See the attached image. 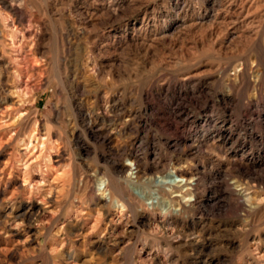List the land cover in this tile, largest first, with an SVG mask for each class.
<instances>
[{
    "label": "rangeland",
    "instance_id": "rangeland-1",
    "mask_svg": "<svg viewBox=\"0 0 264 264\" xmlns=\"http://www.w3.org/2000/svg\"><path fill=\"white\" fill-rule=\"evenodd\" d=\"M15 1L0 175L24 118L63 158L53 170L46 146L31 184L0 194V264H264V0ZM121 169L142 203L122 214L96 183Z\"/></svg>",
    "mask_w": 264,
    "mask_h": 264
},
{
    "label": "bare ground",
    "instance_id": "bare-ground-1",
    "mask_svg": "<svg viewBox=\"0 0 264 264\" xmlns=\"http://www.w3.org/2000/svg\"><path fill=\"white\" fill-rule=\"evenodd\" d=\"M112 6V5H111ZM110 10V9H109ZM0 41L2 40L4 34V28L5 30L7 29V23L8 21H12L14 23L20 21L22 17V12L20 10L19 4L15 0H0ZM3 26V27H2ZM17 31L15 34L13 33L10 38L15 39V36L17 37ZM12 34V33H11ZM8 36V37H9ZM35 59V64H38L39 62ZM18 77H21L22 71L19 70L17 71ZM5 109V108H4ZM10 116V114H8ZM23 117V114H20L18 116V120H20ZM25 117V115H24ZM17 118H14L13 122L11 123H6V128H10L11 126H14V123L17 121ZM21 123L30 127L31 126V131H29V134L26 136L25 139H21L19 142L21 143L22 147V153H16L12 154L10 158L4 163V168L1 172L0 175V194L5 193L7 190L12 189V195L18 191L22 184H28L30 185V179H29V170L31 169V164L34 163L35 161H38L43 158V151L46 146H48V153L45 157V160L49 165L52 167L54 170V164L60 163L63 155L61 152V147L58 141L56 139H52L50 137L49 133L43 134L41 133V123L39 120H29V119H22ZM17 124V123H16ZM20 124V123H19ZM16 127V126H15ZM18 129V128H17ZM19 130V129H18ZM25 130V129H24ZM27 130V129H26ZM10 132V131H9ZM22 132V131H21ZM8 134V133H7ZM46 135V137H45ZM12 141V136L8 135V138L4 142H0V158H2L4 152L7 150L6 144H11ZM13 162L20 164L21 170L19 172V176L15 178V172H14V167H13ZM131 165V164H130ZM136 166V165H135ZM19 167V166H18ZM33 168V167H32ZM56 168V167H55ZM138 168H135L134 170H137ZM19 171V170H18ZM17 171V172H18ZM57 171V170H56ZM109 172V171H108ZM122 169L120 171H116L114 173L115 176V182L117 184V187L114 186V181L111 180L110 177H108L106 174L103 176L99 177L97 176V186H98V191L103 192V196L105 198L106 203H109V206L113 207L114 209L118 210L119 213H124L126 212L129 208H132L133 205L137 206L139 204H142L141 201H139L136 197H134L130 185L138 183L132 181L134 178L129 177L128 173L125 175ZM138 170L136 173H132L130 175L138 174ZM170 174L164 175L165 177H168ZM65 176L64 174L57 175L55 181L57 179H61L62 177ZM55 177V176H54ZM148 177V176H147ZM14 178V180H12ZM153 178V177H152ZM135 179H138L136 177ZM147 179H151L148 177ZM191 181V180H190ZM190 185H193V183H189ZM91 184H89V181H81L80 184H77V192H84L85 194L91 193L90 199L94 201H98L99 198H97L96 195L92 194L91 190ZM96 185V184H95ZM173 186V191L174 193H184V197L187 198L189 196H193V194L196 191V188L192 186ZM52 190V189H50ZM96 190V187H95ZM97 191V192H98ZM50 193V192H49ZM52 193V192H51ZM50 196V195H49ZM190 197V198H191ZM196 200H194L189 207L193 208L196 205ZM49 204V202H48ZM106 205L103 206V209L105 208ZM132 206V207H131ZM101 211L99 210L98 213ZM33 213V212H32ZM31 214V213H30ZM19 219V218H18ZM172 225L174 224L171 223ZM169 224V226L171 225ZM173 230V229H172Z\"/></svg>",
    "mask_w": 264,
    "mask_h": 264
},
{
    "label": "built area",
    "instance_id": "built-area-1",
    "mask_svg": "<svg viewBox=\"0 0 264 264\" xmlns=\"http://www.w3.org/2000/svg\"><path fill=\"white\" fill-rule=\"evenodd\" d=\"M164 182H166V181H164Z\"/></svg>",
    "mask_w": 264,
    "mask_h": 264
}]
</instances>
